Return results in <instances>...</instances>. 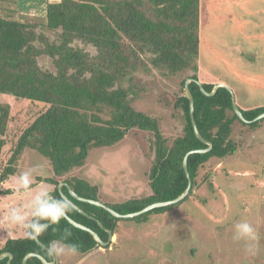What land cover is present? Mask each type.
<instances>
[{"label": "trees", "instance_id": "obj_1", "mask_svg": "<svg viewBox=\"0 0 264 264\" xmlns=\"http://www.w3.org/2000/svg\"><path fill=\"white\" fill-rule=\"evenodd\" d=\"M15 4L16 0H0V95L14 100L11 106L10 102H0V182L15 174L24 152L32 149L48 161L52 170L51 176H36L34 183L43 180L52 185L49 192L57 199L61 198L57 189L61 182L77 195L99 200L120 214L175 198L187 186L184 155L207 146L195 137L191 124L184 93V81L191 78L196 127L212 147L205 153L188 155L191 186L181 201L129 217L145 219L150 213L162 214L193 196L206 161L237 150L234 128L257 127L264 118L243 122L233 111L227 89L219 87L207 96L196 84L195 80L201 82L207 92L216 84L204 81L200 72L201 0H45L42 16L20 13ZM139 73L180 75L172 100V116L178 119L179 134L170 145L160 130V118L133 105L148 87V82L137 79ZM238 93L233 91L247 120L264 112V105L242 107ZM25 103L32 107H25ZM14 105L20 109L14 111ZM133 129L152 136L154 156L147 173L150 192L104 202L97 184L71 176L70 172L85 163L92 149L112 146ZM62 190L69 196L66 186ZM72 200L89 216L70 206V218L95 231L103 241L108 240L107 230L117 236L118 217L102 207ZM65 229L71 234L63 242L75 244L79 256L99 247L89 232L65 218L38 239L50 246L65 237ZM173 251L171 247L168 253ZM2 252L12 254L11 264H22L29 252L51 260L47 251L26 235L7 238L0 244ZM6 261L0 259V264ZM27 264L43 263L30 257Z\"/></svg>", "mask_w": 264, "mask_h": 264}, {"label": "rangeland", "instance_id": "obj_2", "mask_svg": "<svg viewBox=\"0 0 264 264\" xmlns=\"http://www.w3.org/2000/svg\"><path fill=\"white\" fill-rule=\"evenodd\" d=\"M15 5L20 13L33 16L45 13V0H16ZM201 15L203 52L199 64L203 80L224 82L238 91L239 103L244 108L264 105V35H261L264 0H201ZM138 78L148 82V87L133 100V105L160 118V130L170 145L179 134L178 119L172 116V100L180 75L139 73ZM0 102H10L11 106L14 100L0 95ZM26 106L32 107L25 103ZM19 109L14 105V111ZM22 116L20 113L19 118ZM233 136L237 150L206 161L200 168L199 185L193 196L162 214L150 213L145 219L121 217L117 236L113 235L111 243L106 244L109 247L99 246L85 256L67 253L57 261L264 264V118L257 127L237 125ZM151 138V133L133 129L112 146L92 149L85 163L73 168L70 175L97 184L101 200L107 203L147 195L150 192L147 173L154 156ZM26 170L33 172L32 183L36 176L52 174L48 161L29 149L15 174L0 182V244L9 237L25 235L24 228L10 221V210L27 203L41 188L48 191L53 188L41 180L29 190H22L17 181ZM240 220L249 221L256 229L255 254L246 251L244 241L233 240V224ZM170 246L172 254L168 253Z\"/></svg>", "mask_w": 264, "mask_h": 264}, {"label": "clouds", "instance_id": "obj_3", "mask_svg": "<svg viewBox=\"0 0 264 264\" xmlns=\"http://www.w3.org/2000/svg\"><path fill=\"white\" fill-rule=\"evenodd\" d=\"M33 172L26 170L20 173L18 185L22 190H29L32 185ZM70 203L63 199L52 196L46 188H41L24 205L14 207L10 210L9 219L25 229L27 238H36L45 232L52 225H57L61 219L67 216ZM71 233L65 229V237L53 241L47 249V255L53 260L64 256L67 253H76L78 248L75 244H66L64 239ZM233 240L244 241L246 251L255 254V242L258 235L254 226L247 220H240L233 224Z\"/></svg>", "mask_w": 264, "mask_h": 264}, {"label": "water", "instance_id": "obj_4", "mask_svg": "<svg viewBox=\"0 0 264 264\" xmlns=\"http://www.w3.org/2000/svg\"><path fill=\"white\" fill-rule=\"evenodd\" d=\"M191 81H193V79H191V78H187L184 81V93H185V96L187 97V99L189 101V113H190L191 124H192V128H193V132L195 134V137L199 141L205 143L207 146L205 148H201V149H192V150L188 151L184 155L183 161H182V165H183V169H184V172L186 174V177H187V186L178 196H176L175 198H173L171 200L158 201V202L151 203V204L145 206L144 208H142L139 211L132 212V213H127V214H120V213L116 212L111 207L105 205L104 203H102L99 200L83 198V197L77 195L68 185H66L63 182L59 183L58 187H57L61 198L67 200L70 203V206L73 209H75L76 211H78L79 213H81L84 216H89V215L84 210H82L78 205H76L75 202L72 200V198L77 200V201L86 202V203H90V204H93V205L98 206V207H102L104 210L109 212L112 216L118 217V218H120V217H134V216H137V215L142 214L144 212H147V211H149V210H151L153 208L167 206V205H171V204H174L176 202L181 201L188 194L190 186H191V179H190L188 166H187L188 155L191 154V153H205V152L209 151L211 149V147H212L211 142L206 140L205 138H203V136L200 134L199 130L196 127V123H195V120H194V117H193V96H192V94L190 92V89H189V83ZM195 82L199 86L200 90L207 96H212L217 91V89L219 87H224L225 89H227L229 91V93L231 94V102H232L233 111L235 112L237 117L240 120H242L243 122L255 121V120H258V119H261V118L264 117V112H262V113L258 114L256 117H254L252 120H247L242 115L241 110L239 109V107H238V105L236 103V100H235V97H234L232 89L226 83H224V82L216 83V84L213 85L211 91L207 92L203 88L201 82H199L198 80H195ZM63 185L66 186L68 194H69L70 197L63 192V190H62ZM65 219L70 224H72L73 226H75V227H77L79 229H82L84 231L89 232L92 235V237L94 238V240L99 244L100 247L105 246L106 244H108L109 241H111V239L113 238V234H112L111 230H107V232H108V240L107 241H103L98 236V234L95 231H93L92 229H90L89 227H87V226H85V225H83L81 223L76 222L75 220L70 218L68 215L65 217ZM98 224H99L100 227L104 228V226L102 225V223L100 221H98ZM33 239L35 240V242L40 247L47 248L43 243H41L39 241L38 237L33 238ZM12 257H13L12 254L9 253V252H3V253L0 254V259L7 258L6 264H11ZM30 257H36V258L40 259L43 264H53V261H54L52 259L53 260L52 262H48L42 255H40L38 253H35V252H29L23 257L22 264H27V259L30 258Z\"/></svg>", "mask_w": 264, "mask_h": 264}, {"label": "flooded vegetation", "instance_id": "obj_5", "mask_svg": "<svg viewBox=\"0 0 264 264\" xmlns=\"http://www.w3.org/2000/svg\"><path fill=\"white\" fill-rule=\"evenodd\" d=\"M64 186V185H63ZM52 196H53V194H51ZM46 246V245H45ZM47 248H44L46 251H47V249H48V247L49 246H46ZM3 253V252H2ZM41 255V254H40ZM44 257V256H43ZM53 258H51V260L50 261H48V262H52L53 260H52ZM57 262V259H55L54 261H53V264H55Z\"/></svg>", "mask_w": 264, "mask_h": 264}]
</instances>
